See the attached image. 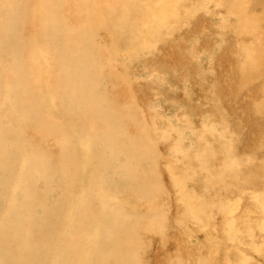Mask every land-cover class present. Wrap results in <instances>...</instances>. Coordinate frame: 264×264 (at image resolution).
<instances>
[{
    "label": "rangeland",
    "instance_id": "374dc122",
    "mask_svg": "<svg viewBox=\"0 0 264 264\" xmlns=\"http://www.w3.org/2000/svg\"><path fill=\"white\" fill-rule=\"evenodd\" d=\"M157 1L111 0L117 13H126L124 19L104 17L103 0L90 1L89 8L93 9L94 20L98 22L94 30L83 28L84 22L68 21L55 31H48L50 46L58 55L57 66L62 64L63 69L71 73L76 71V66H87L77 75L88 78L87 96L105 100L109 107L133 117V124L127 127L131 134L140 131L151 134L147 139L152 138V141L145 143L143 153L146 154H142L144 160L141 161L143 164L146 160V164L151 165L144 166L143 170L155 175L148 177L146 197L133 189L126 192V186H117L122 190L118 193L115 187V197L124 209L133 218L144 216L146 231L143 226L135 225L137 231L135 229V243H132L135 245L131 244L132 249H129L137 256L134 263L197 264L215 260V264H221L227 259V263L242 264L241 259L248 255L249 264H264V233L259 230L264 218V0H219L223 4L210 0L206 1L208 10L200 0H170L166 4L167 15L152 24L150 11ZM50 2L59 14L67 4L65 0ZM25 4L26 0H14L13 13L2 16L0 24V92L8 81L12 100L28 86L21 52L25 40H33V35L24 22ZM162 22L165 26L160 25ZM17 28H21L23 34L16 33ZM133 37L138 39L133 41ZM69 45L79 47V54L66 51V56L63 55L62 50ZM90 49L95 54L93 59L81 54ZM110 51L111 56L114 52L118 58L117 65H113L114 72L110 71L117 77L110 78L113 75L110 74L106 81L99 82L97 61L110 59ZM108 69L111 70L105 67L101 71ZM70 87L72 89L73 85ZM95 89L102 91L94 92ZM49 111L38 109L36 113L44 118ZM169 118L174 122L178 120L177 127L188 133L180 135L174 127L168 136L160 137L163 135L160 131L168 128ZM211 124L217 127L214 133L204 128ZM33 134L35 145L43 147V135L39 136L35 129ZM199 134L204 139L199 140ZM49 143L54 152L58 151V146ZM74 164L79 162L75 160ZM149 168H153V172ZM64 172L71 173L69 168ZM77 175L88 178L81 170ZM174 179L182 181L180 187ZM182 186L187 189L186 195H177ZM194 196H201L199 200L204 198L203 202L209 206L199 200L196 203ZM191 203L201 206L200 209L194 207L199 210L198 214L203 213L200 217L189 214ZM49 216L55 219L51 213ZM1 220L3 226L5 222ZM230 222L236 234L232 238L226 226ZM154 223L158 229L154 228ZM248 227L253 228L252 234L256 237L253 241L259 255L251 251ZM189 232L194 237L190 244L186 238ZM198 232L200 236L196 235ZM208 236L215 237V241H209L215 247L207 246ZM200 244L205 246L201 248ZM33 251L34 248L29 253ZM0 255H6V249L0 250Z\"/></svg>",
    "mask_w": 264,
    "mask_h": 264
},
{
    "label": "bare ground",
    "instance_id": "6f19581e",
    "mask_svg": "<svg viewBox=\"0 0 264 264\" xmlns=\"http://www.w3.org/2000/svg\"><path fill=\"white\" fill-rule=\"evenodd\" d=\"M65 1L66 7L59 14L50 0H26L24 22L33 35V40L24 42L21 65L27 77L28 86L15 100L10 97L11 87L8 81L0 92V222L1 219L5 222L3 226L0 225L2 242L0 250L6 249L8 256L0 255V264H135L134 260H137V256L129 249H132L130 246L135 243L133 242V237L136 236L135 225L139 224L144 229V216L140 214L137 215L139 219L133 218L134 216L119 203V198L115 197V187L126 186L128 188L126 192H131L133 189L139 195H143L142 197H146L144 195L149 192L148 177L155 175L144 171V166L148 168L151 165H148V162L146 164V160L144 161L146 165L141 161L143 162V155L146 154L143 153L146 152L145 143L148 142L150 138H147L151 134L147 135L141 131H138L139 134H131L127 127L133 124V117L109 107L105 100L93 95L87 96L85 83L88 78L77 76L81 75L87 66H76V71L73 73L63 69L62 64L57 66L58 55L50 46L48 31L53 32L61 23L68 21L84 22L82 26L88 30H94L98 26V22L94 20L96 15L93 9L89 8L90 1L95 0ZM169 1L156 2L150 11L152 24L158 18L167 15L165 9ZM200 1L201 5L205 4L208 10L206 1L210 0ZM215 3L223 4L219 0ZM0 4L4 9L0 11V24H2V16H9L14 11V0H0ZM103 5H105L104 17L108 19L126 17V13H117L111 0H103ZM165 24L162 22L160 25L165 26ZM7 30L13 31L11 28ZM14 31L23 34L21 28ZM137 39L138 37H133V41ZM66 51L79 54L80 48L69 45L67 49L62 50V54L65 55ZM111 53L110 51V59L97 61L99 66L97 71L100 72L99 82L106 81L107 75L113 74L110 78L116 76L112 72L118 58L114 52L112 56ZM81 54L90 59L95 58L91 49L82 51ZM68 57L73 58L72 55ZM1 64L0 60V69ZM100 67L102 69L110 67L111 70L101 71ZM115 76L113 79H116L117 76ZM71 85H73L72 89ZM100 91L102 90H94V92ZM38 109L51 112L49 111L46 117L42 118L36 113ZM169 119L168 128L161 130L163 132L160 131L161 134L163 133L160 137L168 136L174 127L180 131V135L188 133L177 127L175 122L178 120L174 122L173 119ZM214 127L216 126H204L207 131L209 130L208 132L213 133ZM34 129L39 132V136L43 135V147L35 145ZM148 129L150 131V127ZM202 137V134L198 135L199 140ZM179 138L181 139L180 136ZM49 142L58 146V151L54 152L55 149ZM155 152L157 153L156 150ZM75 160L79 162L78 165L74 164ZM94 164L98 167H94ZM65 165L71 171L70 174L64 172L68 169ZM152 169L150 171L153 172L155 168ZM79 170L88 178H79L77 175ZM157 177L154 178L157 179ZM53 178L56 179L52 181ZM178 178L181 179V177ZM174 181L180 187L183 180L179 183L175 179ZM182 187L181 193L177 195H184L183 193L186 195L187 189L184 190L185 186ZM126 188L123 187V189ZM116 189L118 193L122 191H119L118 187ZM190 190L188 189V192ZM195 196L193 199L197 198V203L201 196ZM203 199L199 200L201 204L205 201ZM254 203L256 205V201ZM192 204L188 205L189 214L195 218L198 215L200 217L203 213L198 214L199 210H195L194 207L197 206L200 209L201 206ZM203 204L208 205L207 202ZM205 208L203 205V211L206 210ZM50 213L55 219L49 216ZM156 219L153 221L156 222ZM154 224L150 226L153 227ZM226 226L231 233V238L235 237L231 222ZM145 228L148 229V227ZM154 228H157L156 224ZM248 228L247 235L250 237V245L253 248L251 251L259 255L258 247L253 241L255 237V234H252L253 228ZM259 230L264 233V218ZM199 232L196 235L200 236ZM14 236L17 237L8 243L7 239ZM136 238L137 241L138 238ZM186 238L189 244L194 241L191 232L186 234ZM214 239L208 236L207 246L212 247L213 243L209 244V241H215ZM200 245L201 248L205 246ZM33 248L34 251L30 254L29 251ZM259 248L261 251L260 246ZM133 249L135 251L136 248L133 247ZM136 255L139 256L138 253ZM250 259V256L245 255L240 262L249 264ZM214 261L211 260L209 263L198 261L197 264H215ZM226 261L227 259L221 264H233Z\"/></svg>",
    "mask_w": 264,
    "mask_h": 264
}]
</instances>
